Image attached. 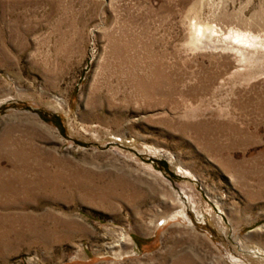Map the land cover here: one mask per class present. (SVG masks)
<instances>
[{
	"label": "rangeland",
	"instance_id": "obj_1",
	"mask_svg": "<svg viewBox=\"0 0 264 264\" xmlns=\"http://www.w3.org/2000/svg\"><path fill=\"white\" fill-rule=\"evenodd\" d=\"M0 264H264V0H0Z\"/></svg>",
	"mask_w": 264,
	"mask_h": 264
},
{
	"label": "bare ground",
	"instance_id": "obj_2",
	"mask_svg": "<svg viewBox=\"0 0 264 264\" xmlns=\"http://www.w3.org/2000/svg\"><path fill=\"white\" fill-rule=\"evenodd\" d=\"M198 33H199V35H197V36L195 37V39H194L195 42H196V41H200V39H201L200 37H204V36L206 35V30H204V29H200Z\"/></svg>",
	"mask_w": 264,
	"mask_h": 264
}]
</instances>
